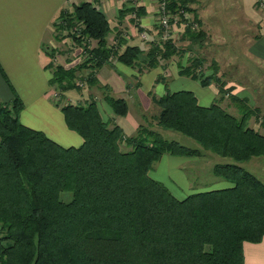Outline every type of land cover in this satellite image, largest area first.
Instances as JSON below:
<instances>
[{"label": "trees", "instance_id": "16d2710c", "mask_svg": "<svg viewBox=\"0 0 264 264\" xmlns=\"http://www.w3.org/2000/svg\"><path fill=\"white\" fill-rule=\"evenodd\" d=\"M97 1L72 2L55 23V36H70L82 54L72 67L54 65L50 81L59 92L57 104L67 126L83 142L65 146L24 124L18 94L12 102L0 103V264H248L244 243L264 236V182L240 162L264 156L260 104L234 92L236 85L219 75L216 60L211 73L199 69L204 58L195 55L180 72L205 85L216 81L212 103L200 104L189 89L153 96L162 129L179 131L234 160L213 165L215 175L232 185L177 197L149 171L164 153L201 155V148L167 138L146 124L126 136L120 125L103 119L94 95L74 103L64 100V91L81 90L78 80L83 79L90 87L99 86L114 112L124 115L127 100L98 82L97 68L112 55L140 71L165 65L162 60L183 55L196 44L202 47L205 31L187 23L186 46L169 37L153 39L147 49L131 44L121 49L125 36L118 29L116 42L109 43L113 27ZM192 1L168 0V5L173 12L194 11ZM132 10L139 15L141 8L128 6L120 16ZM79 22V34L63 33ZM90 37L95 45H89Z\"/></svg>", "mask_w": 264, "mask_h": 264}, {"label": "crops", "instance_id": "0c3cea01", "mask_svg": "<svg viewBox=\"0 0 264 264\" xmlns=\"http://www.w3.org/2000/svg\"><path fill=\"white\" fill-rule=\"evenodd\" d=\"M244 1L247 18L255 25V33L247 39L246 50L254 59L264 63V34H259L257 30L259 11L255 8V0ZM96 4L107 15L113 27L107 37L109 43L118 29L125 36L121 49L126 44L141 45L147 49L153 39H158L157 0H140L138 8L141 11L138 12L137 25H134L130 13L120 16V11L130 6L128 3L122 0H98ZM69 6V0H0V103H10L15 94H18L23 101L19 117L24 124L43 130L62 145L77 146L83 142V137L67 126L61 106L53 96L55 89L50 81L54 65L69 68L81 58L78 55L79 47L68 46L71 40L69 36H55V23L61 11ZM199 18L204 25L201 15ZM179 26L184 28L181 22ZM176 29L178 33V27ZM142 31L147 33L144 39L141 37ZM182 34L180 32L177 38ZM182 42L179 43L187 45V38H182ZM186 53L188 52L183 55L175 54L167 64L143 71L119 61L116 57L100 65L96 70L97 80L107 85L113 95L127 100L129 109L124 115L114 112L103 91L96 85L81 90L67 89L64 91V100L86 102L94 95L103 119L120 125L126 136L134 134L140 124L148 123L155 127L156 113L153 114L154 121H148L149 117L146 115L153 106L157 107L153 101L154 95L159 96L166 90L189 89L195 93L202 105H209L217 96L216 81L205 85L198 78L180 72L189 62ZM142 55L145 57L146 53ZM211 72L212 69L208 73ZM166 78L171 81L169 87L165 83ZM237 89L235 87L234 92L240 94ZM243 95L249 96V93ZM186 159L182 155L165 153L149 174L162 181L161 176L164 173L165 184L172 193L184 198L186 195H182L185 194L183 187H190L188 175L181 169ZM221 183L224 187L232 185L227 180L226 184ZM244 256L248 264H264V236L259 242L246 241Z\"/></svg>", "mask_w": 264, "mask_h": 264}, {"label": "rangeland", "instance_id": "374dc122", "mask_svg": "<svg viewBox=\"0 0 264 264\" xmlns=\"http://www.w3.org/2000/svg\"><path fill=\"white\" fill-rule=\"evenodd\" d=\"M137 2L139 4L140 0ZM190 4L191 7L194 8V11H196L198 17L199 15L202 16L205 23L202 25L201 20L199 23L196 21V25H194L192 28L195 30L203 29L205 34L203 36L204 39L202 47L199 46L200 44H196L194 48L186 50L188 52L186 54L188 56L195 55L203 57L204 62L199 69L205 72L207 71V73L210 72V69H212V60H216L220 67L219 75H221L223 79L233 82V84L238 87L237 91L241 95L248 92L253 103L260 104L262 111L264 112V63L254 59L246 50L247 39L250 37V35L255 33V25L250 20V18H247L248 13L247 7L245 6V1L195 0ZM255 8L259 11L257 30L259 34L263 35L264 30L261 29L260 24L261 13L256 5ZM194 11L189 12L191 13L193 19L197 20L195 19ZM177 27L178 33L176 35L180 34V32L184 33V28H181L178 25ZM114 36L112 41H116ZM181 37L183 38V34L180 35L179 39L176 38L175 40L179 45L183 43ZM159 41L160 40L158 38V42ZM96 43V39H93L92 37L89 38L90 46L95 45ZM69 45L70 44H68V46ZM182 46L186 45L184 44ZM113 58L115 57L112 55L110 59ZM169 60H162V64H167ZM86 72L87 71H83L84 76ZM79 81L84 82L83 85L79 84L81 89L90 87L89 83H87L85 80L82 79L78 80V82ZM170 82L171 81H169V78H166L165 83L168 85V87ZM57 102H59V99L56 100V103ZM227 102L228 99L224 101V104ZM229 109L230 111L236 112L234 107ZM157 111V107L153 106L149 111L146 112L147 117H149V119L147 118L148 121H154L153 114L157 113ZM251 122V124L258 126V123H256L254 119H252ZM146 125L149 124L146 123ZM156 125L157 126L154 128L160 129L165 137L176 139L189 146L199 147L202 150L201 155H182L187 159L183 163L184 167H181V169L188 175L190 184L189 188L183 187L185 194L182 195L185 196L195 191L224 187L222 186L223 184L221 182L226 184V180L223 177L215 175L213 171V165L222 161H234L232 158L222 156L209 149H204L194 138L179 131L172 129H162L157 123ZM240 164L249 169L264 182V156H253L249 160L240 162ZM161 178L163 179L162 182L166 183L164 173Z\"/></svg>", "mask_w": 264, "mask_h": 264}, {"label": "built area", "instance_id": "2783aa9c", "mask_svg": "<svg viewBox=\"0 0 264 264\" xmlns=\"http://www.w3.org/2000/svg\"><path fill=\"white\" fill-rule=\"evenodd\" d=\"M76 0H69V5L72 4V2H74ZM126 3H128L130 6H138V0H122ZM157 10H156V17H157V23H159V25L162 28V31L159 32V40H165L169 37H172L174 40H176L177 38V25L179 26V20L181 18H183L181 20V23L186 26L187 23L192 24V27H194V25H196V21L193 19L191 13L185 9H179L177 12H173L171 11L169 5H168V0H157ZM255 5L259 8L260 13H261V20H260V24H261V29L264 30V0H255ZM71 6H69L70 8ZM131 17L134 19V25L139 24L138 21V16H137V12L136 10H132L130 13ZM80 26H82V23L79 22L73 26H71L70 28H66L63 30V33L68 34L70 32H77L79 34V30H80ZM175 34V35H174ZM70 37V36H69ZM141 37L144 39L147 37V33L142 31L141 33ZM71 38V37H70ZM158 41V39H157ZM113 43L116 41H112ZM72 48H76L77 45L76 43L71 39L70 40V46ZM82 56V54H81ZM80 56V57H81ZM83 81H79V84L83 85ZM53 96L54 98L60 99V95L59 92L57 90H55L53 92Z\"/></svg>", "mask_w": 264, "mask_h": 264}]
</instances>
